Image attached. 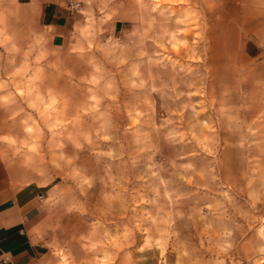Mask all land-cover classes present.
<instances>
[{
    "label": "rangeland",
    "instance_id": "obj_1",
    "mask_svg": "<svg viewBox=\"0 0 264 264\" xmlns=\"http://www.w3.org/2000/svg\"><path fill=\"white\" fill-rule=\"evenodd\" d=\"M71 1L0 83L57 264H264V0Z\"/></svg>",
    "mask_w": 264,
    "mask_h": 264
},
{
    "label": "crops",
    "instance_id": "obj_2",
    "mask_svg": "<svg viewBox=\"0 0 264 264\" xmlns=\"http://www.w3.org/2000/svg\"><path fill=\"white\" fill-rule=\"evenodd\" d=\"M246 9L251 0H235ZM68 0H0V83L9 69L12 50L18 54L31 48V54L41 49L65 47L73 26V14ZM243 9L244 25L254 21ZM255 18V17H254ZM120 20L114 29L121 28ZM247 33H257L249 28ZM21 56L18 61L20 63ZM264 64V59L259 65ZM5 92L0 88V96ZM4 107L0 100V264H57L53 242L65 239L50 205L52 186L31 178L28 170L9 155L3 136L9 135L4 122ZM7 260H3L4 256Z\"/></svg>",
    "mask_w": 264,
    "mask_h": 264
},
{
    "label": "built area",
    "instance_id": "obj_3",
    "mask_svg": "<svg viewBox=\"0 0 264 264\" xmlns=\"http://www.w3.org/2000/svg\"><path fill=\"white\" fill-rule=\"evenodd\" d=\"M67 5H68V7H69L70 10L76 6V4H75L73 1H71V0H68ZM7 259H8V256L5 255V256L3 257V260L5 261V260H7Z\"/></svg>",
    "mask_w": 264,
    "mask_h": 264
}]
</instances>
